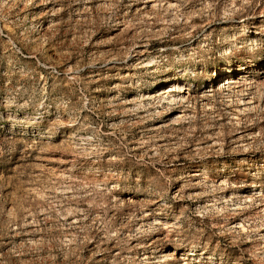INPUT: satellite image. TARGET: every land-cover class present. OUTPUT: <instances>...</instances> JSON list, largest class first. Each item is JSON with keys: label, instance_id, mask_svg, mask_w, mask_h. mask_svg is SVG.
Segmentation results:
<instances>
[{"label": "rangeland", "instance_id": "obj_1", "mask_svg": "<svg viewBox=\"0 0 264 264\" xmlns=\"http://www.w3.org/2000/svg\"><path fill=\"white\" fill-rule=\"evenodd\" d=\"M0 264H264V0H0Z\"/></svg>", "mask_w": 264, "mask_h": 264}, {"label": "bare ground", "instance_id": "obj_2", "mask_svg": "<svg viewBox=\"0 0 264 264\" xmlns=\"http://www.w3.org/2000/svg\"><path fill=\"white\" fill-rule=\"evenodd\" d=\"M224 83H225V84H229V83H230V84H233V83H236V82H235L234 78L226 77ZM174 86H175V85H174ZM169 90H170V89H168V88H167V90L164 89V90H163V93L168 94V93H169Z\"/></svg>", "mask_w": 264, "mask_h": 264}]
</instances>
